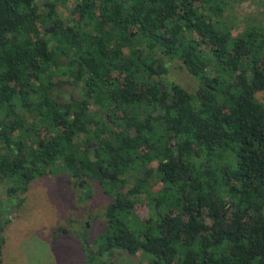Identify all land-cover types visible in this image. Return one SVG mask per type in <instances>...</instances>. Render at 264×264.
I'll list each match as a JSON object with an SVG mask.
<instances>
[{
    "label": "trees",
    "instance_id": "trees-1",
    "mask_svg": "<svg viewBox=\"0 0 264 264\" xmlns=\"http://www.w3.org/2000/svg\"><path fill=\"white\" fill-rule=\"evenodd\" d=\"M228 1L0 0L8 194L49 175L96 182L113 197L99 263L120 249L151 264H264V23L233 34ZM165 57L195 91L165 81ZM63 84L79 98L61 101Z\"/></svg>",
    "mask_w": 264,
    "mask_h": 264
},
{
    "label": "rangeland",
    "instance_id": "rangeland-1",
    "mask_svg": "<svg viewBox=\"0 0 264 264\" xmlns=\"http://www.w3.org/2000/svg\"><path fill=\"white\" fill-rule=\"evenodd\" d=\"M42 1L36 0L38 4ZM68 11V6L58 7L61 18H66ZM221 19L233 34L244 25L264 23V0H229ZM131 32L134 34V30ZM163 64L166 81L178 83L188 91L198 88V81L181 66L179 59L165 57ZM61 90L73 96L78 92L68 84H63ZM255 96L264 104V90ZM5 129L4 123L0 125V135ZM1 146L0 141V150ZM133 177L131 172L127 175L122 192L132 185ZM11 185L9 179L0 177V224L4 239L0 264H151L149 255L142 251L133 256L114 249L100 256L101 263L93 258L95 244L107 230L103 211L113 199L96 182L67 179L65 174L43 176L31 181L27 191L16 196L8 194ZM140 207L137 213L144 219L145 200Z\"/></svg>",
    "mask_w": 264,
    "mask_h": 264
},
{
    "label": "flooded vegetation",
    "instance_id": "flooded-vegetation-1",
    "mask_svg": "<svg viewBox=\"0 0 264 264\" xmlns=\"http://www.w3.org/2000/svg\"><path fill=\"white\" fill-rule=\"evenodd\" d=\"M166 81V80H165ZM74 87V86H73ZM78 89V92H77V96L75 95V97H77V98H79V96L81 95V91H80V87H74V89ZM162 88L163 89H165V86L164 85H162ZM72 96H73V93H69V94H66V93H64V94H62V96L60 97V100L61 101H64V100H67L66 98H72ZM73 179H80V177H73Z\"/></svg>",
    "mask_w": 264,
    "mask_h": 264
},
{
    "label": "water",
    "instance_id": "water-1",
    "mask_svg": "<svg viewBox=\"0 0 264 264\" xmlns=\"http://www.w3.org/2000/svg\"><path fill=\"white\" fill-rule=\"evenodd\" d=\"M130 35L132 36V35H133V32H131V34H130ZM159 68H160V65H158V66H157V69H159Z\"/></svg>",
    "mask_w": 264,
    "mask_h": 264
}]
</instances>
